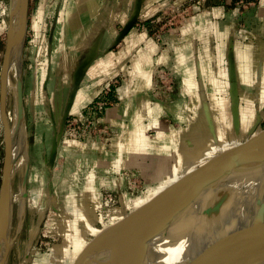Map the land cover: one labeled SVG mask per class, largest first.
Segmentation results:
<instances>
[{
    "label": "crops",
    "instance_id": "0c3cea01",
    "mask_svg": "<svg viewBox=\"0 0 264 264\" xmlns=\"http://www.w3.org/2000/svg\"><path fill=\"white\" fill-rule=\"evenodd\" d=\"M169 1L180 4L185 0H38L35 9L30 6L23 54L29 160L22 183L27 201L34 197L27 188L29 173L49 166L47 160L45 164L36 160L32 154L36 147L44 154L62 151L80 171L90 170L84 180L86 199L94 197L95 180L91 178L101 168L111 178L128 164L155 165L172 183L244 141L259 113L263 121L264 0L249 1L242 12L239 0H211L209 7H195L181 32H164L162 41L131 25L135 18L144 23L158 16ZM28 59H32L30 78L27 73L24 76ZM163 62L170 63L180 78V98L171 106L154 103L149 94L154 70ZM118 76L120 102L108 119L120 133L112 144L62 143L66 114L90 103L105 83ZM27 81L31 83L28 93ZM151 129L156 132L153 137L147 133ZM167 185L138 201L134 210ZM85 222V234L76 242V258L90 242L88 232L96 230L88 214ZM200 234L184 250L174 238L169 245L161 244L157 235L150 240L146 259L155 260L158 253L153 252L164 249L161 257L167 251L168 264H185L195 256Z\"/></svg>",
    "mask_w": 264,
    "mask_h": 264
},
{
    "label": "rangeland",
    "instance_id": "374dc122",
    "mask_svg": "<svg viewBox=\"0 0 264 264\" xmlns=\"http://www.w3.org/2000/svg\"><path fill=\"white\" fill-rule=\"evenodd\" d=\"M195 1L197 0H185L180 4L169 1L162 8L158 16L154 17L156 21L158 20V17L161 18L159 19L161 21H157L158 24L156 27L159 29V27L163 25V29H161L163 33L171 32V34H174L173 32L176 29V33L181 32L180 27L183 26L189 17L193 16L195 7H198L196 5L191 6L193 3H195ZM249 1L252 0L238 1V6L242 8L241 12L247 9V6L250 4L248 3ZM253 1L256 2V0ZM210 3L211 0H207V2L200 7H209ZM10 5L11 4H9L8 0H0V75L7 43ZM37 5L38 0H30L31 8L33 7V9H35ZM4 10L6 13H4ZM150 20L146 22L144 21V23H147ZM137 22L142 21L137 19ZM153 23L149 22L148 24H152V26H146V28L143 29L154 36ZM147 28H149V30H147ZM32 33L33 31L31 30L30 34ZM30 64H32V59H28L26 69L24 66V76L25 73H27V77L29 78L31 75H33V69L29 67ZM161 64L172 66L167 62H163L158 65ZM15 67L16 65L13 64L10 68L11 80L8 90V110L10 123L12 126H14L16 122L15 116L17 115L16 83L18 75L17 67ZM155 72L156 71L154 70L153 80L156 75ZM117 78L119 81L121 80L120 76ZM27 82L26 90L28 93L31 88V83H29V81ZM175 82L177 90L175 96L171 98L172 100L166 99L164 97L157 98L156 95L153 96L151 91L153 85L152 82L151 88L149 89V94L150 97L153 98V102L160 106H171L177 104L180 98V78L177 76V74ZM154 97H156V99H154ZM160 99L166 102H160L162 101ZM116 100L117 102L115 103V106H117L120 102V97ZM166 118L170 117L166 116ZM170 121L174 122L171 119ZM110 125L114 133L112 136L113 140L119 135L120 130L118 126H114L112 123H110ZM262 129H264V119L257 131ZM147 133L152 137L156 134L153 129L148 130ZM64 134L65 123L60 137L61 142L77 141L70 138V140H65L63 136ZM112 140L110 141V144H112ZM241 142L243 141L240 140V143ZM82 143L88 146H104L102 143L97 142ZM25 149L22 157H16V160L13 164V172L16 171L14 173L16 175L13 176V194H16L20 191H26L25 187L22 186V182L24 181L23 178L28 166L27 158L29 160V152L27 151L28 147H25ZM32 154L35 155L39 164H45V160H47L49 166L33 168L31 173H29L30 177L28 179L27 188L34 194V197H31L33 199H30L29 201L25 199V205L23 206L22 210H20L18 207L17 202L14 203L12 247L8 257L9 264H74L76 255L78 253L76 242L79 243L80 239L85 234L83 232V227L87 222H85L86 214H88L89 220L96 228L94 234L88 232L89 241H91L97 234L123 219V215L125 213L129 214L130 212L134 211L138 201L143 200L147 195L157 191L160 186L167 185L172 180L171 177H168V175L165 174V171L162 172L161 170L157 169L155 165L150 167H133L129 166L128 164L127 166L121 168L119 173L113 175L114 177L112 176L111 178L105 177L103 169L101 168L100 172H97L95 176L91 178L93 181L95 180L94 197L85 199L84 180L90 172L88 168H82L80 171L75 164V161L72 160L68 154L62 151L54 155H52V153L50 154L49 152L44 154V152H41L40 148L36 147ZM4 157L5 132L1 113L0 88V188L2 183ZM37 161H35V164H37ZM78 174H80V177ZM76 180L79 181L77 182ZM77 193L78 196L74 197V195H77ZM164 236L165 234L161 232L158 234V239L162 240V237ZM163 240L161 244L163 243ZM174 240L175 242L180 241L181 236L178 238V236L176 237V235H174ZM172 241L170 240L169 243ZM162 250L164 251V249ZM162 250L156 249V251L153 253H158L155 255L160 257L162 256ZM148 252H150V249L147 250V253ZM180 253V255H182L185 252L183 251ZM190 254L191 253L189 252L188 255ZM157 257L155 256V258ZM263 259L264 258L257 259L258 261L256 264H261L260 260ZM149 261V258H147L148 264ZM196 264L220 263L214 256H211L207 258L205 263L200 261ZM244 264H248V261ZM262 264H264V262H262Z\"/></svg>",
    "mask_w": 264,
    "mask_h": 264
},
{
    "label": "water",
    "instance_id": "95a60500",
    "mask_svg": "<svg viewBox=\"0 0 264 264\" xmlns=\"http://www.w3.org/2000/svg\"><path fill=\"white\" fill-rule=\"evenodd\" d=\"M12 2L13 0L11 5ZM29 11L30 0H18L11 10L9 8L8 36L0 75L1 113L5 129V157L0 188V228L1 222H3L6 231L3 245L0 246L2 248L0 264H9L8 257L12 247L14 220L13 164L16 157L12 154L13 126L10 123L8 110L11 57L15 27L19 26L22 36L20 39V62L17 65L16 120L24 129L23 54L28 31ZM16 12H19V20L17 18L18 21L14 22L13 16ZM137 19L135 18L131 25H134ZM68 114L69 112L66 114V118ZM261 122L262 114L259 113L243 142L227 148L189 171L119 222L97 234L77 256L74 264H148L146 257L150 240L165 231L199 195L208 191L209 188L217 189L222 182L238 170H240L239 173H247L251 180L256 178V183L259 184V191L250 209L254 214L246 223L253 226V229H264V129L257 131ZM219 191L214 192V202L204 210L205 214L221 210L226 200L232 198V195L226 194L228 198L225 196L224 201L219 203ZM23 192L26 198V191ZM204 254L207 255V258L211 256L216 258L211 250L206 249ZM201 257L202 254H196L185 264H196L207 260V258L203 260ZM260 258H264V248L256 247L249 252L243 264L247 261L248 264H256L257 259ZM260 261L262 264L264 259ZM166 262L160 264H166Z\"/></svg>",
    "mask_w": 264,
    "mask_h": 264
},
{
    "label": "bare ground",
    "instance_id": "6f19581e",
    "mask_svg": "<svg viewBox=\"0 0 264 264\" xmlns=\"http://www.w3.org/2000/svg\"><path fill=\"white\" fill-rule=\"evenodd\" d=\"M17 3L18 0H13L10 10ZM18 14L19 12H16L13 16L14 22L19 20ZM21 36L20 27L16 26L11 57V65L15 64L16 67L20 62ZM12 131V154L14 157H22L23 152L26 150V135L23 127L17 123V120L12 128ZM239 172L240 170L234 172L224 182H222L217 189L214 190L213 188H209L208 191L199 195L188 207V209H186L167 227L165 234L170 235V239L168 238V235L162 237V240L164 239L163 241H165L166 245L167 242L169 245L170 240L174 238L175 234L178 238L181 236V240L178 242V245L184 248L195 236L200 234L206 228L205 231L198 236L196 241L197 246L195 250H193L194 255L202 254L201 259L203 260H206L207 258V255L204 254L207 249L214 252L220 264H243L252 249L256 247L264 248V229H253V226H249L246 223L254 214V212L250 209L255 200V196L259 191V184L256 183V178L252 177L253 179L251 180V177L248 176L247 173ZM217 190H221L219 191L218 196L220 198L223 197L218 199L219 203L224 201L226 194L232 195V198L230 197L231 199H229L226 196L228 200H226L221 210L205 214L204 210H206L207 207L214 202V192ZM24 200L25 197L23 191H20L13 196V201L14 203H18L20 210H22L25 205ZM227 221H230V223H227L226 225ZM1 223L0 246L3 245L6 234L4 223ZM1 250L2 248L0 247V257L2 254ZM163 256L164 258L160 256L157 257V259L155 258V260H153V258H149V263L160 264L165 261L168 262V258H171L167 251H165Z\"/></svg>",
    "mask_w": 264,
    "mask_h": 264
},
{
    "label": "built area",
    "instance_id": "2783aa9c",
    "mask_svg": "<svg viewBox=\"0 0 264 264\" xmlns=\"http://www.w3.org/2000/svg\"><path fill=\"white\" fill-rule=\"evenodd\" d=\"M206 2L207 0H197L191 6H203ZM4 13H6L5 10ZM157 19V21H161L159 20L161 18L158 17ZM157 21L155 18H152L149 22H154V37L158 41H162L163 38L161 35L163 32L161 29H163V25L158 29L156 27L158 24ZM149 22H136L135 25L145 29L146 26H152V24H148ZM147 30H149V28H147ZM176 31L177 29L173 33ZM155 71L156 75L151 90L153 96L156 95L157 98L164 97L172 100L171 98L175 96L177 90L175 82L176 70L173 66L161 64L156 67ZM120 83L121 80L119 81L117 77L112 78L104 84L100 92L90 103L68 114L65 122V134L63 135L65 140L72 139L79 142L110 144L114 133L108 121V114L115 106L117 102L116 99L119 98L117 87ZM154 99H156V97H154ZM160 102L166 101L162 100Z\"/></svg>",
    "mask_w": 264,
    "mask_h": 264
}]
</instances>
